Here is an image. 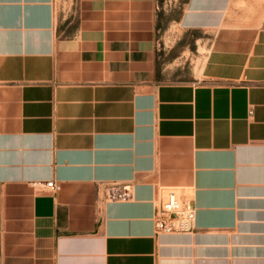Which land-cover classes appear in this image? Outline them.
Returning <instances> with one entry per match:
<instances>
[{"label":"crops","instance_id":"1","mask_svg":"<svg viewBox=\"0 0 264 264\" xmlns=\"http://www.w3.org/2000/svg\"><path fill=\"white\" fill-rule=\"evenodd\" d=\"M182 2L214 36L163 83L158 0H77L65 37L54 0H0V264H264V0ZM170 191L189 235L155 234Z\"/></svg>","mask_w":264,"mask_h":264},{"label":"rangeland","instance_id":"2","mask_svg":"<svg viewBox=\"0 0 264 264\" xmlns=\"http://www.w3.org/2000/svg\"><path fill=\"white\" fill-rule=\"evenodd\" d=\"M155 29V79L158 82H194L211 46L215 29L182 26V0H158ZM58 35L76 29L77 0H54ZM186 21H189L186 20Z\"/></svg>","mask_w":264,"mask_h":264},{"label":"built area","instance_id":"3","mask_svg":"<svg viewBox=\"0 0 264 264\" xmlns=\"http://www.w3.org/2000/svg\"><path fill=\"white\" fill-rule=\"evenodd\" d=\"M55 190L52 181L45 184ZM130 195L125 187L111 186L107 189L109 202L127 201ZM195 209L192 204L175 191H170L155 208L153 223L156 235H189L195 229Z\"/></svg>","mask_w":264,"mask_h":264}]
</instances>
